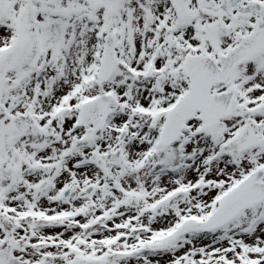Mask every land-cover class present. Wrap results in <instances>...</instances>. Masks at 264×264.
I'll use <instances>...</instances> for the list:
<instances>
[{"label": "snow or ice", "instance_id": "6c2138e0", "mask_svg": "<svg viewBox=\"0 0 264 264\" xmlns=\"http://www.w3.org/2000/svg\"><path fill=\"white\" fill-rule=\"evenodd\" d=\"M0 264H264V0H0Z\"/></svg>", "mask_w": 264, "mask_h": 264}]
</instances>
